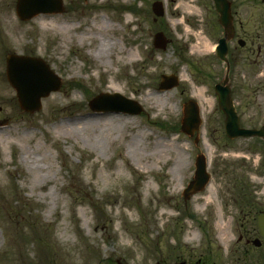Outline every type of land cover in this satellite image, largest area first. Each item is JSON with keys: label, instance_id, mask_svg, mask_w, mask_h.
Wrapping results in <instances>:
<instances>
[{"label": "rangeland", "instance_id": "374dc122", "mask_svg": "<svg viewBox=\"0 0 264 264\" xmlns=\"http://www.w3.org/2000/svg\"><path fill=\"white\" fill-rule=\"evenodd\" d=\"M153 1L63 0L62 13L23 21L16 0H0V264H264V246L247 242L264 212V142L224 133L212 0H160L161 17ZM231 2L232 98L240 124L258 128L264 0ZM157 31L170 39L164 50L152 45ZM8 53L41 57L61 78L38 111L19 107ZM161 74L179 84L158 89ZM102 92L143 111L93 112ZM188 98L201 109L197 142L180 131ZM199 153L210 181L185 201Z\"/></svg>", "mask_w": 264, "mask_h": 264}, {"label": "water", "instance_id": "95a60500", "mask_svg": "<svg viewBox=\"0 0 264 264\" xmlns=\"http://www.w3.org/2000/svg\"><path fill=\"white\" fill-rule=\"evenodd\" d=\"M215 11L218 15V23L223 29L222 37L218 38L215 53L218 59L225 64V72L221 81L215 84L214 90L217 96L218 107L224 115V130L228 138L259 137L264 139V125L259 129L244 128L240 125L239 117L235 110L230 89V65L228 60V42L235 35L233 14L230 0H213ZM155 15L163 14L162 4L155 1L152 4ZM63 11L62 0H17L16 14L21 20H28L38 13H56ZM169 40L162 32H157L153 37V46L165 49ZM239 45L244 41L239 40ZM6 75L9 83L14 87L20 107L30 113L41 108V98L46 97L52 91L61 87V79L40 58L9 54L6 57ZM178 84L174 75H161L160 89H169ZM89 106L95 111H114L129 114H139L141 106L130 99L115 94L101 93L89 101ZM200 119L196 104L188 101L183 107L181 119V131L192 136L199 129ZM209 174L206 171L205 161L202 155L195 159V171L193 178L183 190L184 199L203 189L208 182ZM258 228L264 238V214L258 216ZM259 240L254 244L259 245Z\"/></svg>", "mask_w": 264, "mask_h": 264}, {"label": "bare ground", "instance_id": "6f19581e", "mask_svg": "<svg viewBox=\"0 0 264 264\" xmlns=\"http://www.w3.org/2000/svg\"><path fill=\"white\" fill-rule=\"evenodd\" d=\"M200 43L204 44V45L206 46V48L208 47V48L212 49V45H209L210 43L208 44V43H205V42H203V41H201ZM93 55H94L96 58H100L103 54H102V51H100V50L98 49V50L93 51ZM198 92H201V89L198 90ZM179 157H180V155H179ZM208 201H209V197H206V198H205V202H208Z\"/></svg>", "mask_w": 264, "mask_h": 264}, {"label": "flooded vegetation", "instance_id": "af4514ba", "mask_svg": "<svg viewBox=\"0 0 264 264\" xmlns=\"http://www.w3.org/2000/svg\"><path fill=\"white\" fill-rule=\"evenodd\" d=\"M261 213V212H260ZM256 217H257V215H256ZM256 219V218H255ZM257 236L256 237H254V239L256 238V239H262L263 238V236L261 235V233L259 232V230L257 229ZM255 239V240H256ZM247 242H251L252 244H253V239L252 240H247ZM261 246H264V241L262 240V242H261V245L259 246V247H261Z\"/></svg>", "mask_w": 264, "mask_h": 264}]
</instances>
